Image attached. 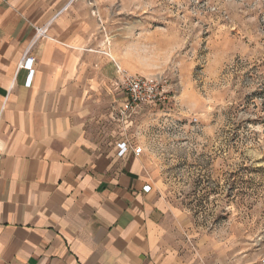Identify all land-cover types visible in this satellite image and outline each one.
Masks as SVG:
<instances>
[{
    "label": "crops",
    "instance_id": "1",
    "mask_svg": "<svg viewBox=\"0 0 264 264\" xmlns=\"http://www.w3.org/2000/svg\"><path fill=\"white\" fill-rule=\"evenodd\" d=\"M91 8L0 0V264H197L145 152L118 156L137 146L116 66L127 71Z\"/></svg>",
    "mask_w": 264,
    "mask_h": 264
},
{
    "label": "rangeland",
    "instance_id": "2",
    "mask_svg": "<svg viewBox=\"0 0 264 264\" xmlns=\"http://www.w3.org/2000/svg\"><path fill=\"white\" fill-rule=\"evenodd\" d=\"M82 1V0H79ZM129 75L167 79L129 136L197 264L264 258V0H84ZM114 65V61H113Z\"/></svg>",
    "mask_w": 264,
    "mask_h": 264
},
{
    "label": "built area",
    "instance_id": "3",
    "mask_svg": "<svg viewBox=\"0 0 264 264\" xmlns=\"http://www.w3.org/2000/svg\"><path fill=\"white\" fill-rule=\"evenodd\" d=\"M41 31L40 33H44ZM32 64L31 60H27L25 67L30 68ZM116 69L121 73L122 80L119 88L122 89L126 102L125 107L122 109L121 114L129 117L133 112L139 109L141 103H153L163 104L167 101L168 97V82L167 79H150L141 75H129L125 71L120 70L118 66ZM133 151L139 155L143 153L142 148L134 146L132 143L121 142L117 144L118 156L122 157L128 152ZM144 192H149L150 187L143 188ZM258 264H264V258L258 262Z\"/></svg>",
    "mask_w": 264,
    "mask_h": 264
}]
</instances>
